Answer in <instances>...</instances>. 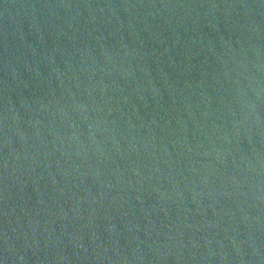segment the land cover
I'll return each mask as SVG.
<instances>
[{"label":"water","instance_id":"water-1","mask_svg":"<svg viewBox=\"0 0 264 264\" xmlns=\"http://www.w3.org/2000/svg\"><path fill=\"white\" fill-rule=\"evenodd\" d=\"M0 264H264V0H0Z\"/></svg>","mask_w":264,"mask_h":264}]
</instances>
